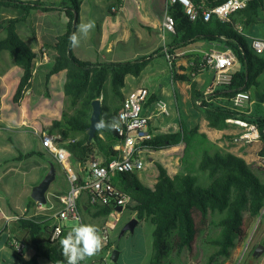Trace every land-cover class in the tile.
Listing matches in <instances>:
<instances>
[{"label":"trees","instance_id":"16d2710c","mask_svg":"<svg viewBox=\"0 0 264 264\" xmlns=\"http://www.w3.org/2000/svg\"><path fill=\"white\" fill-rule=\"evenodd\" d=\"M192 1L196 6L210 8L224 0ZM122 2L123 0H113L109 12L118 11ZM57 5L68 6L65 11L69 22L66 31L56 37L49 53L53 64L47 76L66 70L64 90L72 100L71 105L75 111L63 112L46 131L60 132L63 136L61 142L77 161L84 163L96 158L95 154L99 152L104 157L101 161L107 162L117 155L114 145L118 143L120 136L112 124L118 118L125 97L122 88L126 76L140 75L162 50L124 61L94 63L82 60L74 54L69 41L80 17L79 0H0V53L8 51L14 63L23 70L15 99L30 85L39 54L22 39L18 25L25 22L33 10L48 11ZM170 12L175 18V30L170 32L171 41L166 46L170 47L172 54L200 41L216 42L219 47H231L237 54L238 66L234 69L232 83L221 92L223 99L204 101L200 106L196 99L202 97L204 91L197 88L195 81L191 82L190 87L193 109L204 112L211 126L225 128L229 125L227 118L234 114L227 105L238 89L254 87L264 94V89L259 87L260 76L264 73V54L252 51L247 38L238 30L239 23L245 29L257 24L264 26V0H248L245 8L234 12L227 20L216 17L205 20L202 13L193 20L180 3L172 4ZM162 48L164 47L161 46L160 49ZM200 55L199 52L185 55L189 58L190 74H176L175 63L171 60L173 79L191 80L194 73L213 72L208 66L202 69L204 63L200 61ZM97 98L102 99L101 118L104 126L99 127L94 138L89 140L92 101ZM250 121L260 131V158L257 162L250 163L243 156L219 147L205 132L199 131L198 126L189 128L183 124L180 130L155 134L147 142V146L152 149L183 142L185 146L179 171L171 175L165 166L157 163L159 173L152 187L144 184L133 171H121L113 177V185L135 201L132 209L136 217L139 220L150 219L154 224L149 264H167L185 250L193 255L200 245L212 249L205 264H223V258L229 257L233 249L248 237L264 206V179L258 173L264 174V108L260 113H253ZM33 154L44 155L42 152H29L27 157ZM255 164L258 172L254 169ZM199 171L207 173L210 179L208 185L198 183ZM86 192L87 209L78 199L82 217L84 213H89L92 217H106L115 208L114 202L91 204L89 192ZM34 201L30 196L29 203ZM82 223H86L84 217ZM69 230L65 228L63 236L52 241L49 239V221L18 214L9 226L1 229L0 239L12 250L18 261L15 264H41L40 257L53 264H67L59 241ZM15 241L20 244L21 249L14 246ZM107 247H110V243Z\"/></svg>","mask_w":264,"mask_h":264},{"label":"crops","instance_id":"0c3cea01","mask_svg":"<svg viewBox=\"0 0 264 264\" xmlns=\"http://www.w3.org/2000/svg\"><path fill=\"white\" fill-rule=\"evenodd\" d=\"M53 1L56 2V0ZM112 1L113 0H79L80 17L74 32L77 30V26L82 22L87 23L91 21L94 23V28L89 32L87 37L81 38L78 47H72L74 54L78 58L94 63L124 61L149 55L154 52L156 48L161 47V45H159L156 48L153 47L152 51L140 53L139 50H136L132 53L133 46L130 42H134L136 45L137 42H141L145 44L144 46H146V48L151 47L155 43L154 41H156L162 33H165L162 28V21L166 0H123L120 9L115 13H110L109 6ZM67 7L68 6L57 5L54 9L48 11L35 9L25 22L18 25V31L22 39L33 50L39 53L35 61L30 85L23 90L18 99H15V92L23 70L14 63L8 51L0 53V85L2 88L0 111V231L6 225L9 226L11 221L15 219L18 214L42 220L55 210L46 209L47 205L44 204L41 206V204L36 201L29 203L32 187L39 183L44 177L50 167V161L56 163L57 176L60 173L62 178L59 181L55 180V187L49 188L47 193L48 200L51 197L50 195L57 197V195L65 192L69 187L64 168L43 148L40 136L37 133V131L46 130L55 118L61 117L63 112L72 107V100L66 95L64 90L66 70H61L49 77L47 76L53 64L52 56L49 53L52 50V46L55 44L56 37L66 31L69 22V17L65 11ZM21 24L23 25L20 26ZM239 24L241 25V23ZM61 27L63 30L59 31ZM262 32L264 33V29ZM204 43L207 42L200 41L192 43L188 48H180L173 55L174 60H169L172 82L179 83L180 87L186 91L189 96L192 81L197 83L198 80L203 78L207 84L203 90L204 93L209 90L212 86L213 72L194 73V77H192L191 80H175L173 79L174 73L172 72L171 60L175 63L176 74H190L191 68L188 66L189 58L180 54H183L185 51L199 52L207 47H211V45L214 46L212 48H216L218 45L216 42ZM88 49H91V51L86 52ZM155 56L159 55L156 54ZM139 86H147L150 88L151 96L144 104L143 112L145 114H151L155 100L158 98L163 99V97L151 85H147L145 81L127 90L123 87L122 90L126 95L131 89ZM221 92L222 90H218L213 94V101L216 99H223ZM175 94L177 95V91ZM6 96H8V99L11 100L13 104L10 101H6ZM194 111L201 113L203 116V126L201 127L199 124H194L191 125V127L195 125L198 126L199 131L205 132L213 143L223 149L243 156L248 162L250 159L259 156L257 155L258 152L256 151V147L259 148L261 146L260 142L244 144L233 140L232 136L242 129L240 126L229 124L227 127L219 129L209 124L204 112L201 110ZM167 117H170V111L168 114L151 118L149 129L154 135L177 131L182 128L183 124L186 125L182 120L179 123H168L166 122ZM31 135L37 139V143H30L29 136ZM79 136L80 134L78 137ZM184 146L185 144L180 142L177 145L161 149H152L148 147V150L143 153L145 167L139 171H135L139 179L144 184L152 187L157 181L159 173L157 163L159 162L167 168L171 175L179 171L180 159L183 155ZM94 148L96 149L97 147ZM29 152H42L44 155L40 156L33 154L27 157V153ZM156 154L160 157L159 162L155 161L157 160L156 157H154ZM95 155L96 158L104 160L101 153L96 152ZM71 160L76 172L80 176H83L91 159L81 163L72 156ZM12 186L19 187L24 191L26 198L25 202H23L20 197L11 200L6 196L5 192ZM51 186L52 184L50 187ZM28 187L30 188V193L26 196L25 190ZM79 201L84 208L87 209L86 202L88 201V193L86 191L80 194ZM51 203L54 205L58 204L53 200H51ZM134 205L135 201L131 206ZM85 214L90 215V217L96 219V221H104L103 224L109 220L107 216L92 217L91 214L84 213L86 223L89 222ZM91 222L95 221L91 219ZM111 238L113 241L114 238L112 236ZM0 240L4 242V249L8 250V253H12L11 258H3L4 262L6 264L17 263L18 261L13 256L12 250L6 245L3 239ZM41 258L44 257L39 258L41 264H53L46 258H44L46 260L42 262Z\"/></svg>","mask_w":264,"mask_h":264},{"label":"built area","instance_id":"2783aa9c","mask_svg":"<svg viewBox=\"0 0 264 264\" xmlns=\"http://www.w3.org/2000/svg\"><path fill=\"white\" fill-rule=\"evenodd\" d=\"M175 3L182 4L185 12L191 19L198 18L200 13L205 20L216 17L220 20L229 19L234 12L246 7L248 0H224L223 2L210 7L196 6L192 0H166L162 28L165 32L175 30V18L170 12V6ZM239 33L244 34L242 25H238ZM252 48L257 54H264V37L253 36ZM200 61L204 63L202 69L208 66L213 70L212 86L202 97L196 99L198 105L204 101H213V94L228 88L233 81L234 69L237 63V54L231 47H216L199 51ZM151 96L150 88L139 86L131 89L124 97L122 107L119 110L118 118L113 122V129L119 134L120 140L115 144L117 155L107 162L98 158L90 160L80 176L72 164V152L61 141L63 136L60 132L37 131L43 148L59 163L65 171L69 182L68 189L57 195L58 204L50 203L46 209L54 210L49 216L42 219L49 221V239L55 241L63 236L65 228L72 226L65 222L76 220L77 224L82 223V214L78 208V199L83 191L89 192L91 204H107L114 202L115 208L108 216H114L115 220H108L98 229L104 237V247L92 258H87L81 264H110L112 258V247H107L112 240L110 230L116 227L121 216L118 206H131L134 200L126 193L118 190L113 185V177L121 171H139L145 167L143 153L148 150L147 142L154 134L149 129V122L154 116L168 114L167 102L158 98L155 100L151 114L143 112L144 104ZM0 94V111H1ZM256 99L250 89H238L231 97L228 109L234 114L227 118L229 124L240 126L242 129L234 134L233 140L244 144L260 140L258 126L250 121L253 114V104ZM260 149V148H259ZM259 151V150H258ZM260 158V157H259ZM264 163V160L262 161ZM44 205V204H43ZM42 206V205H41ZM14 246L21 249L16 241ZM106 251V254H101Z\"/></svg>","mask_w":264,"mask_h":264},{"label":"rangeland","instance_id":"374dc122","mask_svg":"<svg viewBox=\"0 0 264 264\" xmlns=\"http://www.w3.org/2000/svg\"><path fill=\"white\" fill-rule=\"evenodd\" d=\"M22 25L23 24H21L20 26ZM263 29H264L263 25H255V26H251L248 29L247 28L245 29V37L247 38L249 48L252 51H253L252 42H251L252 37L253 36L264 37V33L262 32ZM62 30L63 28L61 27L59 31ZM169 41H170V33L165 32L162 33L160 37L156 39V41H154L155 43L151 47L146 48V46H144L145 44L141 42L139 43L137 42V45L134 42H130V44L133 46L132 53L135 52L136 50H139L140 53H143L144 51H152L153 47L156 48L159 45H161L164 48L155 49V50H162L159 52L160 55L154 56V58L151 60L149 65L143 70V72L140 75L138 76L128 75L126 77L124 89L127 90L130 87L140 85L145 81L147 85H151L154 89H156L157 92L167 102L170 111V117L166 118V122L168 123L170 122L172 124V123H179L182 120V122H184L188 127H191V125L194 124H199L202 127L203 116L201 115V113L194 111L193 106L190 102L189 94L180 87L179 83H173L171 80L169 60L170 59L174 60V56H173L174 54H172L169 51L170 47L166 46L165 44L166 42ZM189 46H187L186 48H188ZM212 47L214 46L211 45V47H207L205 49H211ZM88 51H91V49L86 50V52ZM188 53L190 52L185 51L183 52V54L180 55L183 56ZM162 56H164L165 58ZM237 66L238 63H236V67ZM196 86L199 90H204L207 84L202 78L198 80ZM259 87L261 89H264V73L260 76ZM250 90L252 91L253 98L255 99V95H254L255 88L252 87ZM176 91H177V95L175 94ZM6 101L7 102L10 101L12 103V101L8 99V96H6ZM258 103H260L261 105H259ZM262 108H264V102L255 101L253 104V113L255 112L260 113ZM74 111L75 109H73L72 107H70L67 110V112L69 113H74ZM29 141L32 144L38 142L37 139H35L32 135L29 136ZM255 142L256 143L260 142L261 144L260 140ZM256 148H257L256 151L258 152L260 147L259 148L256 147ZM154 157H156L157 159L155 161L157 162L160 161V157L157 156V154L154 155ZM258 160H259V156H257L254 159H250L249 162L254 163L257 162ZM254 169L257 171L256 164L254 166ZM258 173L264 179V174L261 172ZM197 175H198L199 184L208 185L210 183V179L208 178L206 172L199 171ZM61 178L62 175L59 173L56 180L59 181ZM55 186L56 185L54 181L50 188H53ZM25 192L27 196V194L30 193V188L28 187L25 190ZM5 193L6 196L11 200L17 197H20V199H22L23 202H25L26 200L24 191H22V189H20L19 187L17 188L12 186ZM50 196L51 197L48 200V203L45 205H49L51 203V200H53L55 203H58L57 197L55 196L53 197L52 195ZM85 217L87 218V221L89 223L96 225L98 228L103 225L104 221L101 220L96 221V219L91 218L90 215L87 214H85ZM135 217H136L135 211L132 209V206L124 207V209L121 211V216L117 221L116 227L110 230V235L114 238L113 241L112 240L110 241V247H112V249L117 248L120 252L118 260L115 262L111 258V260L109 261L110 264H149L151 251H152L154 224L150 219L138 220L134 230L127 229L123 231L125 226ZM107 218L112 221L115 220L114 216H107ZM91 219L95 222H91ZM65 224L69 226H74L77 224V221L71 220L65 222ZM213 232L215 233L216 231ZM261 246H264V206L260 214L257 216L254 224L252 225L248 237L245 239L244 242L239 243L238 246H236L233 249L232 254L229 257L223 258V264H264V249L262 250L261 253L255 254L256 249ZM211 250L212 249L209 248L208 246L203 247L202 245H200L193 255L190 254L188 250H185L179 257H173L172 261L168 262L167 264H205L207 260V256ZM101 254H106V251H103V253H100L99 255ZM6 257L11 258L12 253L11 252L8 253V250L4 249V242L0 240V264H6L3 260V258ZM41 259L42 262L46 260L44 258Z\"/></svg>","mask_w":264,"mask_h":264},{"label":"clouds","instance_id":"9594fccd","mask_svg":"<svg viewBox=\"0 0 264 264\" xmlns=\"http://www.w3.org/2000/svg\"><path fill=\"white\" fill-rule=\"evenodd\" d=\"M94 28V23H80L77 30L69 37L70 47H78L81 38L87 37ZM103 127L104 125H99ZM62 255L67 264H81L89 257L95 256L104 247V237L94 224L79 223L70 228L67 234L59 241Z\"/></svg>","mask_w":264,"mask_h":264},{"label":"water","instance_id":"95a60500","mask_svg":"<svg viewBox=\"0 0 264 264\" xmlns=\"http://www.w3.org/2000/svg\"><path fill=\"white\" fill-rule=\"evenodd\" d=\"M255 99L258 102H264V94H262L258 89L254 90ZM102 112V99L97 98L92 101V113L90 117V124L88 126V135L89 140H92L96 134L97 129L100 127L99 125L103 124V120L101 118ZM57 178V167L54 161H50V167L41 181L35 184L32 187L31 197L39 204H47L48 203V196L47 193L49 191L50 185L56 180ZM117 210L122 211L123 207L118 206ZM138 218H133L123 229V231L127 229L134 230L135 225L138 222ZM264 249V246L258 247L255 251L256 253H261ZM119 250L115 248L112 252V260L117 261L119 258Z\"/></svg>","mask_w":264,"mask_h":264}]
</instances>
